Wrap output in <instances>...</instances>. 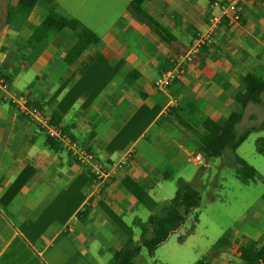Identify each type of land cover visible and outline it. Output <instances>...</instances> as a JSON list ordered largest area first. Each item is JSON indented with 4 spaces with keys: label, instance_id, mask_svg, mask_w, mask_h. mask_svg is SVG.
Listing matches in <instances>:
<instances>
[{
    "label": "crops",
    "instance_id": "0c3cea01",
    "mask_svg": "<svg viewBox=\"0 0 264 264\" xmlns=\"http://www.w3.org/2000/svg\"><path fill=\"white\" fill-rule=\"evenodd\" d=\"M31 1L32 8L0 0V72L10 89L43 107L100 160H119L130 150L133 155L95 195L89 167L79 165L38 123L0 96V264H109L112 244L137 241L135 220H145L173 197L170 172L160 169L163 160L178 164L177 155L200 154L184 145L200 149L204 120L220 122L237 108L235 95L243 91L247 71L264 77V0H245L241 24L221 27L214 45L198 53L165 91H156L154 82L218 14L211 3L223 0H150L136 6L172 32L173 45L138 22L126 0L125 8L108 17L98 43L70 65L65 56L87 26L80 21L78 29H65L29 48L28 39L47 16L63 15ZM170 107L185 113L195 135L177 116L166 114ZM81 212L87 213L84 220L78 218ZM198 232L180 234L196 237ZM220 237L214 236L207 252ZM224 237L232 244L264 246V204ZM230 250L217 248L219 257L205 264H243L236 249L235 254Z\"/></svg>",
    "mask_w": 264,
    "mask_h": 264
},
{
    "label": "rangeland",
    "instance_id": "374dc122",
    "mask_svg": "<svg viewBox=\"0 0 264 264\" xmlns=\"http://www.w3.org/2000/svg\"><path fill=\"white\" fill-rule=\"evenodd\" d=\"M130 2L131 0L128 1L127 7ZM39 4L52 12H63V15L76 18L101 37L100 33L105 29L108 17L117 15L121 8H125L126 0H39ZM219 29L218 27L217 31ZM170 33L172 34L171 31ZM217 33L215 32L209 44L198 48L192 54L191 60L198 53L206 52L214 45ZM197 34L192 36L189 44L197 38ZM189 44L184 55L190 49ZM263 111L264 104L258 107L249 106L245 112L244 122L237 126L238 131L242 132L251 124L247 115L256 114L261 118ZM189 133L195 135L196 132L189 130ZM260 139H264V131L252 132L234 153L225 150L219 157L205 156L200 149L184 145L187 150L194 149V153L200 152L202 160L197 164L193 163L192 157L187 153L184 158L181 155L176 156L178 164L175 162L168 164L163 160L160 169L161 172L169 170L170 179L167 180L169 187H173L174 191L177 189L179 179L192 180L194 188L201 194L200 206L187 216L179 230L157 247L153 255H149L147 250L142 248L141 256L136 258L135 264H192L209 252L206 250L213 239L218 236L224 237L231 228L243 225L248 217H253L256 208L264 204L262 197L264 185L261 182V177H264V155L256 152V143ZM234 155L248 163L252 180L243 182L237 177V166H232ZM193 174L196 176L194 179ZM194 216H197V220ZM194 230L199 231L196 237L183 236L192 234ZM136 232L139 235V231ZM247 243L234 242L229 247L230 251L235 254L236 249L237 254L238 247ZM122 244L114 243L112 246L117 248L122 247Z\"/></svg>",
    "mask_w": 264,
    "mask_h": 264
},
{
    "label": "trees",
    "instance_id": "16d2710c",
    "mask_svg": "<svg viewBox=\"0 0 264 264\" xmlns=\"http://www.w3.org/2000/svg\"><path fill=\"white\" fill-rule=\"evenodd\" d=\"M150 0H131L127 11L142 25L148 28L161 41L168 45H173L176 41L170 31L158 22L151 21L137 11L136 6H141ZM21 5L29 8L34 6L31 0H18ZM11 18V13L9 14ZM80 27V21L66 15L58 17L47 16L36 28L27 42V46L32 48L35 44L50 36H56L61 31L76 30ZM99 37L88 27H82L78 33V39L73 47L65 56L66 64L70 65L76 61L84 51L91 45L98 43ZM264 57V51L260 54ZM244 89L235 95L237 108L232 111L225 119L216 122L212 119H205L201 124L202 133L200 137V150L205 156L219 157L225 150L235 152V150L247 139L252 132L264 131V111L261 118L256 114H249L248 120L251 122L242 132L237 126L244 122L245 112L249 106H261L264 104V77L259 79L252 72L247 71L243 75ZM166 114H174L179 123L191 132L196 130L191 126L190 119L181 111L180 108L172 110L167 108ZM52 123H57L52 117ZM63 130V129H62ZM64 131V130H63ZM48 138V137H47ZM49 139V138H48ZM51 140V139H49ZM53 141V140H51ZM55 142V141H54ZM256 152L264 155V139L256 143ZM232 166H237V177L243 182L252 180L248 163L234 155ZM90 176L93 178L92 174ZM94 179V178H93ZM177 189L173 197L162 205L156 212L149 214L145 220L137 219L134 226L139 229V240L125 238L122 247L110 248L111 258L109 264H134V259L139 255L142 248L146 249L149 255L169 237L179 230L187 216L192 214L199 206L201 201L200 192L194 186L183 179H179ZM87 213L78 214L79 220H84ZM197 220V216H194ZM232 242L226 237H220L214 244L211 251L201 256L194 264H205L219 257L216 249L230 247ZM238 258L243 264H257L264 259V246H258L255 242H248L237 249Z\"/></svg>",
    "mask_w": 264,
    "mask_h": 264
},
{
    "label": "built area",
    "instance_id": "2783aa9c",
    "mask_svg": "<svg viewBox=\"0 0 264 264\" xmlns=\"http://www.w3.org/2000/svg\"><path fill=\"white\" fill-rule=\"evenodd\" d=\"M245 0L214 1L211 7L218 10L217 15L211 16L205 29L197 34V38L189 44V51L182 57L173 60L170 68L164 72L153 84L156 91H165L182 76L185 66L191 61V56L198 48L210 43L217 28L223 26L236 27L241 24V5ZM0 96L14 106L21 115L38 123L46 136L59 143L69 151L75 161L84 167H89L94 178V194L100 195L122 172L127 160L133 155V150L128 151L121 159L115 161H102L94 153L80 147L79 144L65 133L60 127L52 123V117L43 107L29 103L26 94L14 92L10 89L8 79L0 72ZM193 162L202 160L201 154H192ZM257 264H264V259Z\"/></svg>",
    "mask_w": 264,
    "mask_h": 264
}]
</instances>
